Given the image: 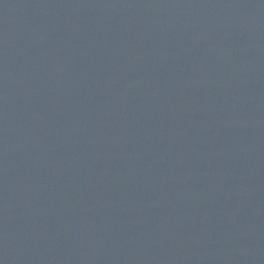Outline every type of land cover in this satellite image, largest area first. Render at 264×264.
<instances>
[{"label": "water", "instance_id": "obj_1", "mask_svg": "<svg viewBox=\"0 0 264 264\" xmlns=\"http://www.w3.org/2000/svg\"><path fill=\"white\" fill-rule=\"evenodd\" d=\"M0 264H264V0H0Z\"/></svg>", "mask_w": 264, "mask_h": 264}]
</instances>
